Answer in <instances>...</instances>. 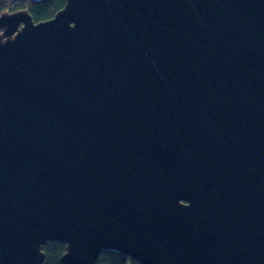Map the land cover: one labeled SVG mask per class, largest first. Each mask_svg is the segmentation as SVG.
I'll use <instances>...</instances> for the list:
<instances>
[{"label":"water","instance_id":"obj_1","mask_svg":"<svg viewBox=\"0 0 264 264\" xmlns=\"http://www.w3.org/2000/svg\"><path fill=\"white\" fill-rule=\"evenodd\" d=\"M0 31V264H264V0H66Z\"/></svg>","mask_w":264,"mask_h":264},{"label":"trees","instance_id":"obj_2","mask_svg":"<svg viewBox=\"0 0 264 264\" xmlns=\"http://www.w3.org/2000/svg\"><path fill=\"white\" fill-rule=\"evenodd\" d=\"M66 0H0V14L6 11L28 9L37 21L47 20L65 6ZM66 243L50 241L44 246V264H67L61 260L66 253ZM96 264H142L131 256L116 250L103 251Z\"/></svg>","mask_w":264,"mask_h":264},{"label":"flooded vegetation","instance_id":"obj_3","mask_svg":"<svg viewBox=\"0 0 264 264\" xmlns=\"http://www.w3.org/2000/svg\"><path fill=\"white\" fill-rule=\"evenodd\" d=\"M21 10V9H20ZM35 19V18H34ZM35 21H37L36 19H35ZM38 22V21H37ZM23 26V23H21V25H20V27H22ZM2 31H0V33H1Z\"/></svg>","mask_w":264,"mask_h":264}]
</instances>
